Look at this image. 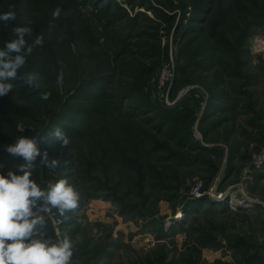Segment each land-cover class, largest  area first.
Here are the masks:
<instances>
[{"label":"rangeland","instance_id":"rangeland-1","mask_svg":"<svg viewBox=\"0 0 264 264\" xmlns=\"http://www.w3.org/2000/svg\"><path fill=\"white\" fill-rule=\"evenodd\" d=\"M94 1L36 0L29 8L23 25L32 29V35H26L25 39L32 44L37 35H44L43 46L33 49L41 53L44 48L48 55L39 63L37 71H30L29 56L19 70L21 74L38 73L41 88L29 89L19 79L12 91L15 95L10 92L0 97L11 99L22 95L17 104L25 110L19 114L0 111V165H3L0 173L16 171L15 165L22 162L11 157L5 146L14 144L20 136H39L46 126L39 120L56 109L59 96H68L70 80L82 79L83 76L75 73L74 62L80 63L91 75L99 71L101 74L114 72L113 80L119 91L131 89L139 76V80L144 79L142 95L152 105L171 110L187 98L195 99L190 103L195 108L190 144L197 148L175 147V141L166 134L168 124L160 135H155L156 131L150 127L142 129L144 126L132 122L137 130L146 133L149 139L154 137L160 144L159 151L152 156H148V150L136 153L139 145L130 143L132 126L128 123L120 129V121L112 118L111 109L104 102L89 105L95 110H91L93 113L105 115L106 121H94V126L70 145L67 154L59 155L57 159L61 161L64 157L63 162L71 170L63 173L58 168L50 170L39 165L38 157L32 175L41 187L56 182L62 175L81 194L79 208L68 214L70 221L62 230L75 242L72 264H139L158 251H167L169 260L181 264L184 254L181 235L192 227L194 219L199 221L195 222L196 227L204 219L216 218L217 222L232 225L248 217L246 212L250 209L232 210L228 208V201L217 202L220 194L233 195V202L245 198L259 204L254 206L261 210L255 227L261 223L263 246L264 19L257 18L264 12V0H232L230 19L226 23L220 21L223 25L215 29L209 28L211 34L218 37L206 42L205 34L199 38L186 35L192 12L190 5L196 0H111L108 4L102 3L103 0ZM84 3L86 7L81 6ZM57 7L62 13L49 34V22ZM76 7L82 15L73 13ZM100 8H104L103 11ZM120 11L133 17L142 14L138 36L131 39L135 42L131 47L117 46L110 40L114 33L112 25ZM186 12L183 27H180L181 17ZM209 29L207 25L206 33ZM247 33H252L249 38H246ZM53 36L59 39L58 47L54 48L58 55L56 63H51L49 55ZM218 40L226 43V48L221 49ZM2 41L0 49L5 45V37ZM78 45L82 46V53L96 55V58L86 62L77 60L81 54L77 53ZM211 47L216 51L206 57ZM111 56L118 59L114 71H110L112 67L107 70ZM58 63L62 64L58 67L60 71L53 66ZM187 63L191 67L185 76L192 77L185 79L190 80L189 84H183L181 70ZM61 71L64 83L58 86L56 80ZM91 75L85 77L89 79ZM177 76L178 83L175 82ZM101 88L95 89V95ZM114 89L109 90V96H114L111 93ZM41 92H50V98L42 100ZM132 97L133 102L123 105L125 109L129 108L128 103H141L139 95L134 93ZM217 102L223 110H216L214 103ZM143 116L151 115L144 112ZM82 121H86L83 116L79 118L78 127L85 126ZM18 126L24 131H19ZM53 152L48 154L55 159L56 152ZM172 154L179 159L175 160ZM198 187L202 192L198 199L208 198L219 204L218 210L223 212L225 208L226 212L218 211L216 217L212 212L205 216L207 208L212 207L208 203L190 208L189 202L198 200L194 192ZM103 249L108 250L109 255L100 261L98 255Z\"/></svg>","mask_w":264,"mask_h":264},{"label":"trees","instance_id":"trees-1","mask_svg":"<svg viewBox=\"0 0 264 264\" xmlns=\"http://www.w3.org/2000/svg\"><path fill=\"white\" fill-rule=\"evenodd\" d=\"M36 0H0V13H3L5 11L10 10L9 6H14V10L16 11V19L11 20L7 23H4L3 21H0V46L3 45L2 37H5L6 41H9L14 38L13 35V28L16 26H21L24 27L23 25V19L25 16L28 14L29 8H31ZM95 2L94 0H91ZM113 1V0H112ZM231 1L232 0H196L195 2L191 3V16L189 20V26H187V36H192L195 35L196 37H200L201 35L205 34V42L208 41L209 39L211 40L216 39L218 36L215 34H211L209 28L215 29L218 25H223L220 21L226 23L230 19V11H231ZM111 0H103L102 3H110ZM90 3V2H89ZM81 6L86 7V4H81ZM97 8L100 7V4L96 5ZM106 6H104L105 8ZM79 8V6H78ZM104 8L101 11H103ZM184 10V9H182ZM187 10V9H185ZM66 13V12H64ZM73 13H77L78 15H82V12L77 9H73ZM128 13L122 14V12H118V15L116 14L115 17V22L112 25V30H113V36L110 39L112 43H114L117 46L125 45L128 47H131L133 43L131 42V39L137 38L138 36V28L142 23V20L140 17L142 14L136 15V17L129 16L127 15ZM188 13H184L183 16L181 17L182 22L180 23V27H183V23L186 19V15ZM264 19V12L261 13V15L257 18V20H262ZM149 21V20H148ZM259 21L257 23H259ZM221 24H218V23ZM256 23V25H257ZM77 25V24H75ZM208 25V33H206L205 27ZM79 30V29H78ZM249 33V31H248ZM246 35V38H249L250 35ZM57 36H53L52 40L53 43H51V57H52V62L51 63H56L58 59V55L55 54L54 48L56 49V46L59 43V39L56 38ZM116 38V40H115ZM209 40V41H210ZM222 40V39H221ZM221 40L217 41V45L223 49L226 48L227 44L224 42H221ZM36 47V46H35ZM34 47V48H35ZM218 48V49H220ZM36 49V48H35ZM35 49H33V53L29 56L30 64H31V70L30 71H37L38 68L41 66L39 63L42 61H45L46 58V52L44 48H42V52L39 53ZM77 53H81L79 58L77 60H85V62L88 59H94L96 58L95 56H87L86 53H82V46L78 45L77 46ZM216 50L211 47L210 49L207 50L209 52L206 57L210 56V53L215 52ZM77 53H72V55H76ZM196 54V53H195ZM48 55V54H47ZM113 59L109 61V69L110 70L112 67V70H115V63H117L118 59L115 56H111ZM195 57V56H194ZM44 59V60H43ZM200 64V63H199ZM88 64L86 63V66ZM53 66L58 70V67H61L62 64H53ZM75 66V73L77 76H83L81 80L79 79H72L68 82V87L71 85V91L68 93V96L62 98L59 96L56 101L58 102V105L56 106V109L53 111L48 112L44 116V120H39V122L46 123V126L43 130V132L39 136H33L34 138L37 139L38 141V148L41 153H43L45 150L47 152H56V157L55 159L59 158V155H65L69 151L70 145H73L77 140H79L84 131L88 128H92L94 126L93 122L98 120L100 121H106L104 116L102 115H97L96 113H93L89 105H93L92 103H99L101 104L104 102L108 107H110L111 112H112V118L119 120L120 121V129L126 127V125L129 123L130 126L133 128L132 134H129L131 142H134L135 144H138L139 146L137 147V150H135L136 153H140L141 150H148L150 151V154L148 156H152L153 153H156L159 151V146L160 144L157 142V140L152 137L149 139V136L146 133H142L141 130L137 126L132 125V122H136L137 124H140L142 129H145L150 127V129L155 130L156 133L155 135H160L165 128L166 124H168V130L166 134L171 137L172 140H174L175 144L178 146H182V149H188L194 150L197 147H193L192 144H190L191 140L190 137L192 136V127H193V120H191V117L193 118L195 116V108L193 106H190V103H194L195 99L194 98H187L185 101H183L181 104L179 103L177 107L174 109H165L159 107V105H152L150 102L145 100V96L142 95L144 87V79L139 80V76L137 80L133 77V80L135 84L131 86V89L127 90H117L116 88L117 83L114 79L113 73L114 72H108V73H99L98 74H93L91 75L88 73V70H84L82 65L80 63L74 62ZM191 67L190 63H187L184 65L182 68V75L180 76L183 80H181V83H190V80H185L189 79V77L192 76H185L186 71ZM60 71V70H58ZM98 71V69H97ZM91 75L88 79V77ZM19 79L15 81H11L13 84L18 83ZM188 81V82H187ZM73 82V83H72ZM176 83L179 82L178 76L175 81ZM64 83V81H63ZM114 85V87H113ZM74 86V87H73ZM101 88L102 91L99 94L95 95V89L96 88ZM114 96H109L108 92L109 90L113 89ZM137 94L140 96V102L141 103H132L129 105L128 103V109L126 110L124 108V104L126 102H133V95ZM13 95H15V92H12ZM1 97V96H0ZM111 97V98H110ZM22 100V95L19 97L16 96V98H0V111L9 113L14 112V113H20L25 111L24 108L21 106H18V102ZM107 100V101H106ZM98 104V105H99ZM8 105H11L8 106ZM55 105V102L54 104ZM214 107L216 110H223L224 108L219 104V102L214 103ZM9 108V109H8ZM95 111V110H93ZM146 112L147 115H151L150 117H145L143 116V113ZM209 114V113H207ZM84 117L86 121H82V123L85 126L78 127L79 123V118ZM117 122V121H116ZM128 124V125H129ZM84 127V128H83ZM181 127V128H180ZM56 128H60L69 138H70V144L68 147H64L62 149L60 146V143L57 141H53L54 138L50 136L49 134ZM131 128V127H130ZM129 128V131L131 133V129ZM149 129V130H150ZM183 129V132L181 130ZM168 143L171 141L166 140ZM167 146V145H166ZM167 149L169 147L167 146ZM53 152V153H55ZM2 155V151L0 152ZM173 158L179 159V156H176L172 154ZM2 156H0V162ZM64 157L62 158L61 166L58 168L61 173L62 171H69L71 168L63 162ZM170 160V159H169ZM185 160V159H184ZM171 161V160H170ZM186 161V160H185ZM82 163V161H81ZM63 176L61 175L60 179H62ZM72 178V176H71ZM192 202H189L190 208L194 207H203V205L206 203L210 204L212 207H208L207 212L208 214H203L205 216H210L211 212L214 213L215 217L219 213L218 211H221V213H225L226 211L225 208L222 210H218L216 207L219 204H216L209 200L208 198H201L198 200H191ZM188 205V206H189ZM228 207V206H227ZM229 208V207H228ZM227 209V208H226ZM186 211H190L187 209ZM228 211V210H227ZM188 214V212H185ZM210 213V214H209ZM70 215V213H68ZM68 215V216H69ZM200 215V216H203ZM187 219V218H186ZM186 219L184 221H186ZM70 221V216L69 220L67 221V224ZM183 221V222H184ZM198 221V218L194 219L192 223V227L190 229H187L183 232V234L186 235V240L183 243V257L181 259V264H194L195 260L199 257L201 254V249L202 248H214L217 249L221 245L218 242V236L217 233L224 232L228 229L229 226H231L228 222H217L216 218H211L210 220L204 219L201 221L196 227L194 224L195 222ZM199 222V221H198ZM66 224V225H67ZM49 234H52V229L49 226ZM160 240V239H159ZM109 255L108 250L106 251L103 249L99 255L98 259L100 261H103L107 256ZM169 254L167 251H158L155 253H151L149 257L143 261L140 262L139 264H154V263H159V264H178L177 260H169ZM216 264H221V263H216Z\"/></svg>","mask_w":264,"mask_h":264},{"label":"clouds","instance_id":"clouds-1","mask_svg":"<svg viewBox=\"0 0 264 264\" xmlns=\"http://www.w3.org/2000/svg\"><path fill=\"white\" fill-rule=\"evenodd\" d=\"M9 9L0 13V21L7 23L16 19L14 6L10 5ZM61 13L60 7L53 11L49 34L55 29L54 21ZM12 31L14 38L0 49V96L12 92L15 85L11 81L17 79L29 89L41 88L38 73L21 74L19 70L25 66L33 48L43 46L44 35H37L29 44L25 36L32 35L31 28L16 26ZM63 81L64 72L61 71L56 83L62 86ZM50 96V92L40 94L42 100H48ZM18 130L23 132L24 128L18 126ZM49 135L61 147L70 144V138L60 128ZM5 151L22 162L15 165L16 171L0 173V264H72L75 242L61 230V225L68 220V213L79 208L81 194L78 188L64 178L49 182L45 187L32 179L38 157L39 165L50 170L61 166V162L49 157L46 150L41 153L36 138L20 136L14 144L5 146ZM49 224L52 234L48 231Z\"/></svg>","mask_w":264,"mask_h":264},{"label":"crops","instance_id":"crops-1","mask_svg":"<svg viewBox=\"0 0 264 264\" xmlns=\"http://www.w3.org/2000/svg\"><path fill=\"white\" fill-rule=\"evenodd\" d=\"M256 208L246 212L248 217L232 224L226 231L217 233L221 246L217 249L202 248L194 264H216L217 262L221 264H264L261 223L255 227V222H258L261 217V210H259L260 207ZM181 240L182 251L186 240L185 234L181 235Z\"/></svg>","mask_w":264,"mask_h":264},{"label":"built area","instance_id":"built-area-1","mask_svg":"<svg viewBox=\"0 0 264 264\" xmlns=\"http://www.w3.org/2000/svg\"><path fill=\"white\" fill-rule=\"evenodd\" d=\"M194 192L196 193V198H200L202 196V192L200 191V187L196 188L194 190ZM233 195L232 196H227V195H224V194H220L218 197H217V202H225V201H228L229 202V208H231L232 210H236V209H240V208H244V209H254V206L255 205H259L257 203H254L252 202L250 199H243L242 201L240 200H235L233 202ZM249 210V211H250ZM55 211V210H54ZM184 215H182L183 217ZM69 217V216H68ZM180 220V219H179ZM68 221V220H67ZM67 221L61 225V230H63L65 227H66V224H67ZM49 226L51 227V225L49 224ZM49 231V229H48Z\"/></svg>","mask_w":264,"mask_h":264}]
</instances>
